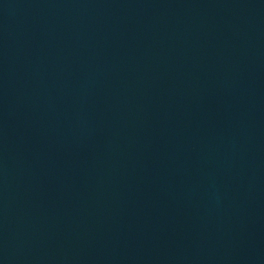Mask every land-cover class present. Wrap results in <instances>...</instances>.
<instances>
[{"label": "water", "instance_id": "water-1", "mask_svg": "<svg viewBox=\"0 0 264 264\" xmlns=\"http://www.w3.org/2000/svg\"><path fill=\"white\" fill-rule=\"evenodd\" d=\"M0 264H264V0H0Z\"/></svg>", "mask_w": 264, "mask_h": 264}]
</instances>
